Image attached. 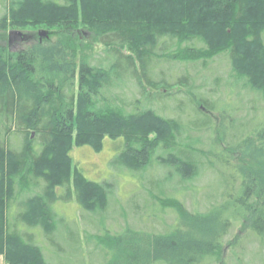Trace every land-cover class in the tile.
Here are the masks:
<instances>
[{
	"label": "trees",
	"instance_id": "1",
	"mask_svg": "<svg viewBox=\"0 0 264 264\" xmlns=\"http://www.w3.org/2000/svg\"><path fill=\"white\" fill-rule=\"evenodd\" d=\"M0 5L3 39L9 26H46L73 44L71 58L60 48L64 42H55L59 50L44 42L15 52L0 43V256L10 264H53L55 254L64 252L69 264H78L74 258L83 255L78 230L75 239L69 232L67 247L56 244L59 231L68 237L57 202L76 193L84 210L112 225L115 174L123 178L126 172L134 184L129 201L137 223L146 221L142 213L149 206L148 217L163 220L173 212L174 220L164 229L129 223L115 232L100 228L103 235L86 231L102 264H211L215 256L221 264L233 219L242 221L240 232L264 246V119L254 116L256 106L264 117V0H0ZM80 17L104 46L101 51L78 54ZM216 58L224 60V69L197 82V63L208 68ZM176 61L190 63L182 67ZM119 70L132 76L131 84L120 85ZM152 94L157 99L151 101ZM180 96L191 102L180 111L161 102ZM213 100L229 116L242 113L248 123L226 124L217 135L218 121L197 123L196 115L216 109ZM197 134H205L211 146L202 139L191 145ZM106 142L114 150L110 179L97 181L74 161L73 146L100 152ZM207 171L229 173L233 187L216 185V203L190 209L189 193L197 189L203 198L209 193L193 185ZM125 206L114 209L115 216L128 217ZM242 237L237 234L229 244L237 246Z\"/></svg>",
	"mask_w": 264,
	"mask_h": 264
},
{
	"label": "rangeland",
	"instance_id": "2",
	"mask_svg": "<svg viewBox=\"0 0 264 264\" xmlns=\"http://www.w3.org/2000/svg\"><path fill=\"white\" fill-rule=\"evenodd\" d=\"M2 8L3 6L0 5V10ZM1 16H2V13H0V17ZM84 26L85 24L82 21V17H80L77 23V30H76V34L78 36V39L76 40V44H77L76 50L78 51V54H80L81 50L101 51L104 46L100 42L96 41L94 39V36L90 32V30L86 28V26L85 27ZM13 29H20V30L32 33V36L29 37L28 39H23L24 37L21 34H12L10 36V31ZM43 29L48 30L46 26H32L30 28H20V27L9 26L4 32L5 34L4 39L2 38L0 34V43H5L9 52L10 51L15 52V51H18L19 48L22 46L24 47L29 46V45L34 46L35 44L38 45V44H43L45 42L47 48L49 47L51 49L54 47V45H56L55 42H58V44L59 43L61 44L62 42H64V44L62 43L60 48H62V50L63 49L65 50V48H67L69 50V56L71 57V55H73L72 54L73 44L71 43V41H68V38L61 39L60 37L54 34H50V33L48 36H46L40 33V31ZM58 47L59 46L56 45V49L59 50L60 48ZM219 59L220 58H216L214 61H212L208 68H204L203 64L197 63L198 68L195 71L196 81L199 82L200 80H202V78L205 77V74L207 76H210L211 74L216 75L220 73L224 69V60L219 61ZM41 60L44 61L45 57H44V60L43 58H41ZM173 63H180L182 67H185V65L189 64L190 62L176 61ZM192 63H196V62H192ZM216 71H218V73H216ZM119 73L120 74H118L119 75L118 82L120 83V85H123L124 83H126V80L128 81L129 84H131L132 76L130 74H125L124 70H119ZM185 73L186 72H181V75ZM174 74H176V76L179 75V73H176V72H174ZM123 75L124 77L122 78ZM179 88H181L180 84L176 85L175 90ZM207 89L208 87H205V90ZM152 95L153 96H151L152 97L151 101L152 99L153 100L157 99L158 95H155V94H152ZM246 97L247 99L251 98L250 92H248ZM177 99L178 100L176 102L175 100H168L169 102L164 100V102L163 101L161 102L166 105L169 104V106H171L172 109H175L177 111L184 109L185 107H187L188 103H191L188 98L186 99V97L180 96ZM214 102L217 106L216 109H214V111H211V112L208 111L205 114L196 115L194 120L197 123L203 120H207L209 118L215 120V122L218 121V124H217L218 130H217V133L215 132L216 135L218 133L223 134L224 126L226 124L232 125L235 122L240 123L243 121L246 124L248 123L247 117L244 116L242 113L238 117H234L233 114L232 116H229L226 112L222 110L223 109L222 106H220L216 101ZM239 103H241L242 106L249 105V107L255 104V102H252V103L239 102ZM157 104H160V103H157ZM255 108H256L255 109L256 112H254L255 113L254 116L257 114L255 116V120L264 119L263 114L259 115L257 113L258 107L255 106ZM237 130H241V127L237 128ZM197 136L198 137L191 139L190 141L191 145H198V143H201L200 140L202 139V140H205L203 142L204 144H209V146H211L210 145L211 143L206 142L205 134H204V137L199 136L198 134ZM17 141H18V138L16 137L14 139V142H17ZM197 141H200V142H197ZM72 153H73L74 161L78 160L81 168L83 169V171L88 177L93 178L97 181H101V180L104 181L105 180L104 177H108L110 179L109 173L111 172V170L109 168V162L114 156V150L111 148V142H106L104 149L100 152L93 150L89 146L76 147L74 145ZM231 155L235 161L239 160L237 153L234 152V154L231 153ZM75 175H76V170L75 168H73L72 170L73 187L77 188V184L75 182ZM123 175L124 177L122 178L118 176L117 174H115L116 177H115L114 192L117 194V196L114 198L116 201L112 203V206L110 207V211L108 212V215H109L108 221L112 225H110L108 222H105L104 216H101V217L99 216L98 217L99 219H96V214L90 211L84 210L81 207V205L78 203V201L76 200V193H74V197L72 200H69V201L59 200L57 202L56 209L59 215L65 219L64 225L68 223L69 229L67 226L62 225V229L65 230V233L67 232L66 234H68V237H62L63 232L59 231V234L57 233V236H56L57 237L56 244H60V245H63L64 247H67L69 245V232H72V237L74 239H75V234L77 230L79 231V233H81L83 255L81 259H77V257L74 256L76 263L78 264H102L103 258H101L102 256L100 257V251L99 250H96V252L93 251L95 250L94 242L92 239L91 241H88L86 239V235H85L86 231H88L92 235L94 234L103 235L100 228L102 230L110 231V232H112V229L114 228V232H115V231H119L120 227L125 226L126 224H129V223L136 227L139 226L146 230L155 229V228L164 229V227L168 223H172V221L174 220L173 212H170L167 215H163V220L161 219L156 220L153 217H148V215H152V211H153L152 206H149L148 208H145L142 213V217L146 221L141 220L139 223H137L138 214L134 213V211L132 210V201H129L130 200L129 198H131L129 197L131 193V191L129 190L131 187L134 186V184L132 183L133 180L130 179L131 174L129 172H126ZM148 175L151 178L154 176L150 168L148 169ZM126 178H129V179H126ZM230 178H231V175L229 173L228 174L226 173L225 175V174H222L221 171L220 172L216 171L215 174H214V171H207L205 174H202L201 177L195 180L193 185L199 187L201 190L203 189H205V191L209 190L208 195L205 198H203L202 194H200L197 191V189L195 192L191 191L193 193H189L186 196L187 197L185 199L186 204L188 205L190 209L194 207H197L200 210L208 209L212 204L216 203L217 200L220 199L216 197L219 195V193H216L217 191L215 187L224 186L225 188L227 187L228 189H231L233 187V184L230 183ZM163 184H164L163 182L158 183V185H163ZM219 189L220 188H218V190ZM234 189L239 190L235 186H234ZM202 193L204 194V192ZM138 194L139 192L136 193V195ZM145 194L147 195L146 192ZM138 197H140V195ZM143 199L140 197L138 200L141 204H143V206H146L145 200ZM132 200L133 201L137 200V198L133 197ZM123 203L127 205L125 206L126 211L128 212V217L126 218H123V217L121 218L119 217V215L115 216L116 213L115 211H113L114 209L115 210L119 209V207ZM104 222L106 223L105 225H104ZM241 226H242L241 220L233 219L230 232L225 237V242H224L225 249L221 255L222 263L223 264H264V246L260 243V241L256 237L249 236L248 232L246 231L240 232ZM66 228L68 231H66ZM237 234L238 235L240 234L241 237L242 236L244 237V238L242 237L243 238L242 241L237 246H235L234 244H229V241L232 240ZM98 235L95 238L98 239ZM70 243H72L71 240H70ZM57 255H60V256L58 257ZM217 260H218V257L215 256L211 264H218ZM53 261H52L53 264H69V260L66 256H64V252L63 254L62 252L55 254V257H53ZM0 264H10L9 261H7L4 254L0 256Z\"/></svg>",
	"mask_w": 264,
	"mask_h": 264
},
{
	"label": "water",
	"instance_id": "3",
	"mask_svg": "<svg viewBox=\"0 0 264 264\" xmlns=\"http://www.w3.org/2000/svg\"><path fill=\"white\" fill-rule=\"evenodd\" d=\"M40 33L48 36L50 32H49V30L43 29V30L40 31ZM12 34H21V35H23L24 38H28V37L32 36V33H29V32H26V31H23V30H20V29L11 30L10 31V36Z\"/></svg>",
	"mask_w": 264,
	"mask_h": 264
},
{
	"label": "flooded vegetation",
	"instance_id": "4",
	"mask_svg": "<svg viewBox=\"0 0 264 264\" xmlns=\"http://www.w3.org/2000/svg\"><path fill=\"white\" fill-rule=\"evenodd\" d=\"M29 38V37H28ZM28 38H23V39H28ZM27 41V40H26ZM22 48H24V46H22V47H20L19 49H22Z\"/></svg>",
	"mask_w": 264,
	"mask_h": 264
}]
</instances>
